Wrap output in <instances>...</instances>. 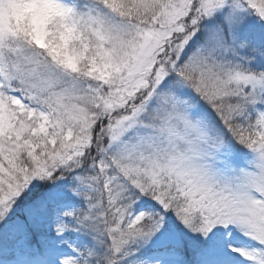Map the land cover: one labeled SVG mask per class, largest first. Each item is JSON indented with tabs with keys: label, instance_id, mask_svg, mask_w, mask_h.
Masks as SVG:
<instances>
[{
	"label": "snow or ice",
	"instance_id": "snow-or-ice-1",
	"mask_svg": "<svg viewBox=\"0 0 264 264\" xmlns=\"http://www.w3.org/2000/svg\"><path fill=\"white\" fill-rule=\"evenodd\" d=\"M0 264H264V0H0Z\"/></svg>",
	"mask_w": 264,
	"mask_h": 264
}]
</instances>
